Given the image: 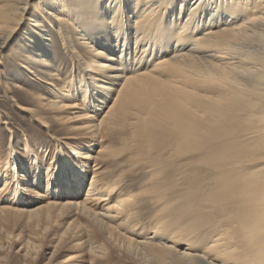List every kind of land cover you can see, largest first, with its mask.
Wrapping results in <instances>:
<instances>
[{
  "label": "bare ground",
  "instance_id": "bare-ground-1",
  "mask_svg": "<svg viewBox=\"0 0 264 264\" xmlns=\"http://www.w3.org/2000/svg\"><path fill=\"white\" fill-rule=\"evenodd\" d=\"M31 1L0 0V50L27 22L30 26L20 39L22 46L29 57H42L49 46L43 11L63 39L70 37L67 24L72 21L91 57L87 61L74 47L70 48L78 58L79 70L88 78L71 83L69 92L64 91L65 97L73 91L83 94L82 103L98 100L103 105L112 99L104 120L84 127L90 138L97 136L103 126L129 116L135 119L131 122L133 131L146 137L160 129L173 132L178 136L177 152L202 148L208 152L211 148L208 162L221 169L220 203L230 221L222 237L216 235L203 253H180L173 244L160 245L154 238L140 245L158 247L163 255L171 254L182 264H264V0H87L101 6L91 13L99 25L89 30L83 25L85 20L76 19L75 9L68 10V0H48L41 13L30 9ZM83 1L77 0L76 4ZM128 13L134 15L132 22L128 21ZM109 22L112 26L103 30L107 37L97 41V35ZM23 68L29 70L26 64ZM62 92L55 90L61 97ZM80 105L60 101L39 109L57 114ZM90 117L57 119L69 122ZM74 155L80 161L91 158L80 150ZM13 169L18 198L19 179ZM71 172L72 178L79 180L73 184L75 191H81L84 173ZM64 177L61 183L57 181V187L73 192L68 185L71 175ZM40 178L41 174L38 183L42 182ZM6 183L8 180L0 193ZM94 200L103 203L109 198L97 192L92 178L81 202L47 206H74L91 215L97 224L112 227L106 222L108 212L116 209L119 213L127 201L107 207L105 213H95L89 205ZM233 224L239 229L231 228ZM178 237L173 234L167 242H177Z\"/></svg>",
  "mask_w": 264,
  "mask_h": 264
},
{
  "label": "rangeland",
  "instance_id": "rangeland-1",
  "mask_svg": "<svg viewBox=\"0 0 264 264\" xmlns=\"http://www.w3.org/2000/svg\"><path fill=\"white\" fill-rule=\"evenodd\" d=\"M46 1L32 0L30 9L41 13ZM76 2L68 0V10L75 9L76 19L85 20L83 25L88 30L98 26V19L91 13L100 4ZM43 12L42 23L49 31L46 55L29 57L22 46L20 39L30 26L27 22L0 50V189L5 180L9 182L0 193V264H182L171 254L163 255L158 247L149 249L139 243L153 238L160 245L173 244L180 253H203L216 235L223 236L225 224L230 223L220 203L221 169L208 162L212 149L177 152L178 136L173 132L160 129L146 137L133 131L131 122L135 119L129 116L103 126L90 138L84 127L101 123L112 99L103 105L98 100L82 103L83 94L73 91L65 97L71 83L88 78L79 70L78 58L70 48L87 61L91 54L81 44L72 21L67 24L70 37L63 39ZM111 26L109 22L102 29L97 41L107 37L103 30ZM25 64L31 72L23 68ZM58 76L60 80L55 79ZM57 89L63 91L62 97L55 93ZM60 101L81 105L57 114L39 109ZM79 115L91 117L69 122L57 119ZM43 120L48 125H43ZM77 150L88 152L91 158L80 161L74 155ZM14 167L20 185L18 198ZM70 169L84 173L81 191H75L79 180L72 178ZM68 173L72 180L65 184L73 192L57 187V181L61 183ZM92 178L97 192L109 198L89 204L95 213H105L107 207L127 200L119 213L116 209L108 212L110 219L107 217L106 222L112 227L97 224L91 215L74 206H47L81 202ZM37 208L38 212H30ZM160 225L163 227L158 229ZM230 227L239 229L234 224ZM173 234L179 235L177 242H167Z\"/></svg>",
  "mask_w": 264,
  "mask_h": 264
}]
</instances>
